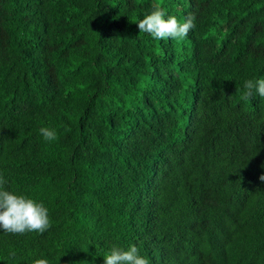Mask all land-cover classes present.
<instances>
[{"label":"trees","instance_id":"1","mask_svg":"<svg viewBox=\"0 0 264 264\" xmlns=\"http://www.w3.org/2000/svg\"><path fill=\"white\" fill-rule=\"evenodd\" d=\"M156 7L194 29L153 39ZM257 78L264 0H0V182L51 218L0 232V264H264Z\"/></svg>","mask_w":264,"mask_h":264},{"label":"clouds","instance_id":"2","mask_svg":"<svg viewBox=\"0 0 264 264\" xmlns=\"http://www.w3.org/2000/svg\"><path fill=\"white\" fill-rule=\"evenodd\" d=\"M138 27L141 32L150 34L155 40L171 38L180 41L188 37L195 24L194 18L178 19L175 15H169L166 9L156 7L139 20ZM244 88L248 97L257 93L264 98V78L246 80ZM39 134L47 142L58 138L57 130L51 127H41ZM260 179L264 181V176ZM50 226V209L42 200L9 190L0 182V232L43 234ZM103 257L105 264H150V260L140 253L135 244L127 248L113 245ZM34 264H49V261L40 258Z\"/></svg>","mask_w":264,"mask_h":264}]
</instances>
